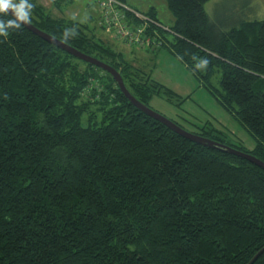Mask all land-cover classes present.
<instances>
[{"label": "trees", "instance_id": "16d2710c", "mask_svg": "<svg viewBox=\"0 0 264 264\" xmlns=\"http://www.w3.org/2000/svg\"><path fill=\"white\" fill-rule=\"evenodd\" d=\"M166 1L172 26L155 8L140 12L160 48L210 88L221 73L214 95L256 146L207 126L190 133L264 162V21L210 12L215 0ZM29 2L31 24L115 68L142 104L177 96L80 23ZM260 252L253 264H264V169L180 136L110 74L22 24L0 34V264H249Z\"/></svg>", "mask_w": 264, "mask_h": 264}, {"label": "rangeland", "instance_id": "374dc122", "mask_svg": "<svg viewBox=\"0 0 264 264\" xmlns=\"http://www.w3.org/2000/svg\"><path fill=\"white\" fill-rule=\"evenodd\" d=\"M99 1L73 0L64 8L66 18L79 22L91 37L103 39L115 51L122 53L129 62L150 73L156 82L177 94L173 98L165 94L155 96L149 103L152 110L178 122L189 132H199L201 127L207 126L208 129L225 132L228 141L239 142L247 149H254L256 146L254 138L214 95V88L219 89L221 86V73L213 77L210 88L195 77L166 48L133 45L123 40H116L113 36L112 38L101 24L103 11ZM127 2L144 13L155 7L156 15L163 23L170 26L175 23V17L166 0H127ZM211 6L215 8L212 7L210 11L220 12L223 8L229 15L242 9L239 13L241 18L264 21V0H218L210 3L208 8L210 9Z\"/></svg>", "mask_w": 264, "mask_h": 264}, {"label": "water", "instance_id": "95a60500", "mask_svg": "<svg viewBox=\"0 0 264 264\" xmlns=\"http://www.w3.org/2000/svg\"><path fill=\"white\" fill-rule=\"evenodd\" d=\"M22 25L25 28H27L29 31L33 32L35 35L39 36L40 38H42L46 42L54 45L55 47L59 48L60 50H63L64 52L74 56L75 58H77L83 62H86L92 66H95V67L107 72L108 74H110L114 78V80L116 81L121 92L126 96V98L133 105H135L138 109H140L142 112H144L148 116H150V117L154 118L155 120L161 122L162 124H164L165 126L170 128L172 131L179 134L180 136H182V137H184V138H186V139H188L194 143H197V144L209 147V148H220L223 151H227L231 154L245 158L248 161H250L251 163L259 166L262 169H264V162L260 161L258 158L254 157L250 154H246V153L237 151L231 147L215 143L209 139L198 136L196 134L190 133V132L186 131L185 129H183L182 127H180L179 125H177L172 120L166 118L165 116H163V115L157 113L156 111L152 110L150 107H147L146 105L139 102L126 88L121 74L115 68L111 67L110 65H108V64H106V63H104V62H102V61H100V60H98L92 56L86 55V54L72 48L71 46L63 43L62 41L40 31L33 24H31L29 21L27 23H22ZM261 253L262 252L257 254L256 257L249 264H253L257 260V258L261 255Z\"/></svg>", "mask_w": 264, "mask_h": 264}, {"label": "built area", "instance_id": "2783aa9c", "mask_svg": "<svg viewBox=\"0 0 264 264\" xmlns=\"http://www.w3.org/2000/svg\"><path fill=\"white\" fill-rule=\"evenodd\" d=\"M103 16L101 24L116 40L146 47L160 48L162 42L155 29V22L142 13L130 8L121 0H100ZM130 13V14H128ZM129 17H135L139 24Z\"/></svg>", "mask_w": 264, "mask_h": 264}, {"label": "clouds", "instance_id": "9594fccd", "mask_svg": "<svg viewBox=\"0 0 264 264\" xmlns=\"http://www.w3.org/2000/svg\"><path fill=\"white\" fill-rule=\"evenodd\" d=\"M32 8L29 0H0V14L10 13L13 16V19L7 21L0 20V34H6L9 28H19L22 23H27ZM207 63V60H201L196 67H205Z\"/></svg>", "mask_w": 264, "mask_h": 264}, {"label": "crops", "instance_id": "0c3cea01", "mask_svg": "<svg viewBox=\"0 0 264 264\" xmlns=\"http://www.w3.org/2000/svg\"><path fill=\"white\" fill-rule=\"evenodd\" d=\"M43 6L46 7L47 11L49 13H51L54 17L56 18H66V14H65V6L67 4H70L71 2H73V0H38ZM215 1H218V0H215ZM214 2V1H213ZM59 3V4H57ZM125 3L132 9H135L139 12H142L144 13L143 11L139 10L136 6H133L132 3H128L127 0H125ZM212 7L214 6H211V8L209 9V11L212 9ZM152 8H155V7H151L150 9ZM156 9V8H155ZM157 11V9H156ZM148 12V11H147ZM211 12V11H210ZM157 16V15H156ZM159 21H161L162 24H164L165 26L169 27L170 25H167L165 23H163V21L157 17ZM72 20V19H71ZM172 21V20H171ZM77 22V21H76ZM79 23V22H78ZM172 23V22H171ZM111 35V34H110ZM112 37V35H111ZM113 38V37H112Z\"/></svg>", "mask_w": 264, "mask_h": 264}]
</instances>
